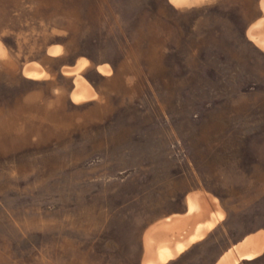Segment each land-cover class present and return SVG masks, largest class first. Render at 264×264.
Returning <instances> with one entry per match:
<instances>
[{"label":"rangeland","instance_id":"obj_1","mask_svg":"<svg viewBox=\"0 0 264 264\" xmlns=\"http://www.w3.org/2000/svg\"><path fill=\"white\" fill-rule=\"evenodd\" d=\"M263 41L264 0H0V264H264Z\"/></svg>","mask_w":264,"mask_h":264},{"label":"bare ground","instance_id":"obj_2","mask_svg":"<svg viewBox=\"0 0 264 264\" xmlns=\"http://www.w3.org/2000/svg\"><path fill=\"white\" fill-rule=\"evenodd\" d=\"M264 42V41H263ZM102 70H105L104 67H101ZM28 75H35L37 72L34 71L33 69H29L26 71ZM80 82V83H79ZM79 85L78 87H80V89L84 90V92H88L86 90L87 86L86 83L83 81H78ZM85 97L84 93H80V92H76L74 95V99L78 100V99H82ZM198 196V197H196ZM191 203L193 205V209H197L198 207H200V203L197 199L200 200V202L202 203L201 206H203V204H205V201L202 199V196L199 194H195V196H191ZM197 198V199H196ZM204 199H207V197H204ZM210 207V206H209ZM204 211V210H203ZM208 214L207 211H204V214L200 217V218H204L206 217ZM212 216H210V218H208L206 221L204 222H200L198 224V232L195 235H192V239H199L202 238L206 232L208 230H210L218 221L219 219L222 217V213L220 211H213ZM197 216H195L194 218H196ZM186 221L185 222H180V218H175V219H170L167 222H163V224L161 226H153L146 234V241H147V249L149 250V254L147 256V259L150 263H160L163 262L167 259L168 256L174 255L175 254V247H173L171 245V243L167 242L164 244H155L153 242V237H161L166 235L168 232L173 231L172 226L177 224V228L175 229V232L178 233L180 231V229L182 227H184ZM191 239V238H190ZM181 243V242H179ZM188 242H185L184 244H180V246L178 247V251L179 250H183L186 246H187ZM155 248H156V252H155ZM158 248V249H157ZM263 252V251H262ZM261 254V253H260ZM259 254V255H260ZM258 256V255H257ZM255 256V257H257ZM253 257V258H255ZM247 259V258H244Z\"/></svg>","mask_w":264,"mask_h":264},{"label":"crops","instance_id":"obj_3","mask_svg":"<svg viewBox=\"0 0 264 264\" xmlns=\"http://www.w3.org/2000/svg\"><path fill=\"white\" fill-rule=\"evenodd\" d=\"M258 236H260V235H259V234H258V235H256V237H258ZM256 237H255V238H256Z\"/></svg>","mask_w":264,"mask_h":264}]
</instances>
